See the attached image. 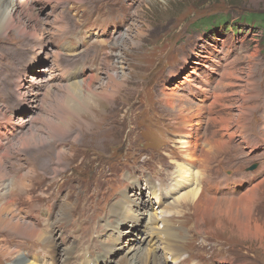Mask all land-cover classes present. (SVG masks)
<instances>
[{
  "label": "rangeland",
  "instance_id": "1",
  "mask_svg": "<svg viewBox=\"0 0 264 264\" xmlns=\"http://www.w3.org/2000/svg\"><path fill=\"white\" fill-rule=\"evenodd\" d=\"M9 1L17 2L21 7L16 19L11 21V27L0 30V128L4 129V125L11 128L8 123L2 121L5 115L6 120L11 122L12 119L14 125H18V130L15 131L11 146L7 145L8 152L4 145L5 149L0 153V170L5 172L10 185L18 178H21L22 182L26 180L25 188L9 190L8 202L14 207L12 209L29 223L31 218L41 221L37 214L34 215V210L40 208L42 213L39 215L45 218L43 223L50 222L44 224L45 226L38 223L41 227L38 229H44L51 240H45L42 253H36L34 248L38 249L37 245H41V241L22 237L0 224L2 248H17L34 264L50 262V259L44 257L45 250L54 256L56 264H95L94 259L100 264L102 260L97 256H110L107 248L112 249L114 255L107 260L103 258L105 264L107 261L109 264H117L122 258L134 263L146 249L140 244L142 251L135 247L136 241L130 235L131 230L139 231L137 229L141 221L133 223L134 221L127 219L119 224L117 216L120 214L116 209H121L123 205L125 208L135 207L139 209L135 213L143 211L139 215L144 216L148 203L143 205L142 202L150 197L144 190V185L148 188L153 179L150 177L142 182L140 179L146 176V171L152 172V168L147 165L144 167L145 163L152 159L151 156L161 157L165 154L169 158L163 161H168V164H159L153 170L158 176L167 175L174 179L169 183V194L167 195V192L165 195L167 199L171 195L168 200L176 199L183 187H188L187 184L179 186V179H175L179 166H189L181 152L183 148L178 142V135L182 130L181 116H190L192 112H189L193 108H203L201 115L204 123L199 130L200 150L208 148V142L212 140L224 141L223 149H212L208 152L207 168L199 177L198 187L202 186L201 191L206 196L211 193L216 195L223 208H226L233 198L244 200L243 194L232 197L233 193L229 194L225 189L213 193L211 187H207V182L213 177L221 176L215 174L219 170L224 177L229 175L231 167L239 171L242 158L246 156V162L252 161L262 150L261 148L248 153L249 149L252 151L264 141V27L257 23L253 25L244 17L251 13L264 16V0H130L131 4L127 1L116 5L119 7L118 15L128 13V27L121 22L103 25L104 19L91 18L88 10L79 11L77 15L71 11L70 5L58 0ZM128 4L130 6L127 8ZM27 15L32 23L27 21ZM36 15L37 20L42 21H37ZM225 19L227 22L223 23ZM213 22L220 26L214 28ZM123 27L127 30L122 32L125 31V35L130 36L122 41L123 33L116 31ZM129 28L132 31L129 32ZM64 30L71 32L66 33ZM80 31L82 32L78 33ZM95 32L101 35V40H109L115 50L118 48L117 53L113 56L110 53L109 63L100 60L96 66L86 61L76 64L73 55L76 40L72 37H83L91 33V37H94ZM108 71L117 73L118 80L124 84L117 89L113 101L109 103L99 100L98 105L91 107L88 114L74 119L72 130H68L70 135L68 133L58 138L52 137L48 121L57 119L53 112L57 110L58 102L59 105L62 102L56 96L64 95L65 87L75 80L89 79V76L94 74L100 77L93 82L94 86H97L95 90H102L99 82ZM206 84L210 88L208 95L201 94L202 91L197 88L192 90V86ZM174 87L178 88V97L172 108L165 103L164 94ZM35 89L39 93L38 103L37 107H31L27 98L31 93L29 90ZM259 90V101L255 104ZM193 91H196L198 96L193 95ZM238 98L246 100L247 113L237 114ZM188 100L194 106L190 105L188 108L187 105L184 108L183 105L187 104ZM178 107L182 108L179 110ZM62 113V110H59L56 114ZM20 117L26 119L25 126L16 123L15 120ZM30 118V122L27 121ZM212 118H215L216 122ZM31 131L36 135L35 142H30V145L24 147L20 135L23 132L27 135ZM41 138L48 140L41 141ZM234 138L238 143L234 142ZM5 141L6 139H3V142ZM243 145L249 149L243 150ZM60 150L64 153H60ZM4 153L6 154L3 155ZM132 159L135 161L132 162ZM136 161L140 163L139 166ZM121 165H127V168L119 169L118 166ZM192 168L195 169L194 172L199 171L200 163L197 162ZM127 171L132 174L129 175ZM109 172L110 175H106ZM22 173L28 180L23 179ZM157 175L155 176L158 178ZM259 180L256 190L264 196V178ZM224 184L226 190L233 186L230 179H225ZM155 185L158 186L159 181L155 182ZM251 193L252 191L247 193L248 196H244L247 202L251 201L249 224L253 229H256L257 224L261 226L260 236L243 235L237 225L230 223L231 218L227 213L214 212L215 216L211 219L199 220L193 231L190 230L191 224L184 228L174 226V232H178L181 238L186 232L190 233V240L184 241L182 248L200 249L208 235L212 246L211 264H264V220L257 217L254 211V198ZM22 198L34 206H23L20 204ZM47 198H52L51 203L46 201ZM127 198H130L131 204L126 202ZM45 202L46 211H43ZM91 203L92 212L96 215L89 219L87 214L90 221L86 223L87 217L83 215L89 211ZM0 204H4L2 197ZM64 206L68 208L62 209ZM163 208L161 210H166L167 213L172 210ZM179 208H182V212L190 213L194 221L200 217L197 207H193L191 203H183ZM258 209L264 217V202L258 205ZM28 211L32 213L29 215ZM150 211L156 213L155 209ZM234 211L237 209L234 208ZM234 211L233 218L236 217ZM154 217L159 218L160 213H156ZM160 219L156 227L164 225ZM220 222L223 223L222 226H218ZM128 229L130 231H126ZM196 233L203 239L193 236ZM221 242L229 247H220ZM76 245L78 250H75ZM65 248L69 251L68 260L62 256ZM74 251L75 254L79 252L83 256L79 255L73 259ZM91 254L97 256L92 257ZM157 254L162 259L163 254ZM245 258L248 262L244 261ZM16 259L14 255L9 257L0 252V264H15Z\"/></svg>",
  "mask_w": 264,
  "mask_h": 264
},
{
  "label": "bare ground",
  "instance_id": "2",
  "mask_svg": "<svg viewBox=\"0 0 264 264\" xmlns=\"http://www.w3.org/2000/svg\"><path fill=\"white\" fill-rule=\"evenodd\" d=\"M106 1L111 2L113 0H89V3L91 4V6L89 7V10H90L91 15L92 16H95L97 18H100V17H104L105 16L106 18H108L110 20H113V17L110 16V15H108L105 12V10H104V5H105V2ZM20 7L21 6L19 4H17V2L15 3V2L9 1V0H0V30L1 29H4L6 27H11V25H12L11 21L16 19ZM26 9H28V8H26ZM31 14H32V12H31ZM33 18H34V16H33ZM29 20H30V16L27 15V21H29ZM36 20H37V15H36ZM37 21H42V20H37ZM29 22L32 23L31 20ZM130 31H132V30L129 28V32ZM125 33L126 32H124L123 35H121L122 41L124 39L126 40L130 36V35H125ZM119 38H120V36H119ZM116 39H118V38H115V40ZM106 44L107 45L109 44V42L106 41V40L97 39L94 42V46L96 48H100V49H103L104 47H106L105 46ZM116 44L118 45V43H116ZM103 77L104 78H101L100 79V82H99V87H101L102 90L101 89L95 90L97 86L95 87L93 82H94V80L95 81L97 79L99 80L100 77H98L97 74H94L92 76H89V79H82V80H78V81L75 80L74 82L70 83L69 85H67L65 87V94L64 95L56 96L57 98H60L62 100V102L60 103V105H59V102H58V104H57L58 105V108L56 107L57 110L55 109L56 111L53 112L57 116V119L54 120L51 117L52 119L50 120L48 118L50 120V121H48L49 122V128L48 129L50 130V133H51V136L52 137L58 138V136L60 137L62 135L63 136L64 135H67L69 133L68 130H72V123H73L74 119L77 118V117H81V115H83L85 113L88 114L90 112V110L92 109L91 107L94 108V107H96L98 105V101L99 100L108 101L109 103H111L113 101V99L116 97L115 95H116L117 89L123 87L124 84L120 80H118V74L117 73H114V72L110 73L108 71V72L105 73V76H103ZM103 79H104V81H103ZM188 81H190V80H188ZM54 86L56 87V85H54ZM192 87H193L192 90H194L196 88L199 89V90H201L202 91L201 94H205L206 93L208 95V93L210 92L209 91V89H210L209 88V85H207V84L205 86L195 85V87L194 86H192ZM172 89L173 90H170L168 93L165 92V94L164 93L163 94H164V101H165V103L167 105L171 106L172 108H174L176 97H178V94H177L178 88L174 87ZM36 90L37 89H35V90H29L31 93L29 94V97L27 98V100L30 102V104L32 106H34V107H37V99L36 98L39 95V93L36 92ZM100 90H101V92L99 93ZM188 91H189V89H188ZM191 93H193V95L198 96L197 95L198 93H196V91L195 92L193 91ZM43 94L45 95V93H43ZM39 99H41V98H39ZM44 99H46V98H44ZM61 100H59V101H61ZM44 105H45V102H44ZM44 105H43V107H44ZM187 105H189L188 108L191 107V106H194L193 104H191V101L190 100H188L187 104L183 105V107L185 108ZM180 108H182V107H180ZM180 108L178 107L179 110H180ZM193 109H195V108H193ZM193 109L189 112V113L192 112L190 116H187V115L186 116H181V121H180L181 126H180V129L182 128V130L180 131V133L178 135L179 136L178 142L181 144L180 145L181 148H183L182 151H181L180 148H179V150L182 152L183 157L185 158V160L188 161L187 164H189V166H186V165H183V164L181 166H179L180 168L177 169V171H176L177 173H176V179H175V181H177L179 179V181H178L179 186L180 185H183V184H187L188 187H183L184 189H182L180 191V195H177L175 197L176 199H173V201H169L168 202V199H169L168 198L167 201L165 202L166 207L173 209V212H171L168 215L169 217L167 216L166 218H162L165 221V224H164L163 227H159L157 229L156 226L153 225V222L151 223L152 225L151 224L149 225V227H150V229H152V233H153L152 234V238L150 240V243L155 245V243L157 241L156 249H153V250H156V251H152V249H148V248L147 249H144L143 248L144 249L143 250L144 252L135 259V262L134 263H129V260H126V259L122 258L120 261L117 262V264H165V262L168 263V260H169V258L167 257V255H170L171 256L170 259L172 261H175V264H187V260H185V259L178 260V256H177L178 253L181 252L182 250H184L185 248H182V244L184 243V240H183V238H181L177 234L178 232L177 233L174 232V230H173L174 226L175 227H183L184 228V227L190 226V224H191L190 230H192V229L195 228L196 223H199V220L200 221H203V220H206L208 218L211 219V217L215 216V215H213L214 212H216V213L225 212V214L227 213V215L229 216V218H231L229 220L230 223H232L234 225H237V227L239 228V230L242 231L244 233L243 235H245V236L252 235V236L258 237V235L259 236L261 235V232L262 231H261V226L260 225L257 224L256 225V229H253V227L250 226V224H249L250 223L249 222V219L250 218H249V215L248 214H249V211H250L249 210V204H250L249 202L250 201L247 202L246 201V198H245L246 196H248L247 195L248 192H251V191L257 189L256 187L259 185V183H256L251 188L248 187V188H246L245 191H243L242 199H244V200H241V201L240 200H236V199L234 200V198H233L232 201H229L228 202L226 208H223L222 207V205L220 204L221 202H219L217 200L216 195L214 196L211 193V194H209V196H206L201 191V189H202L201 187L202 186L198 187L197 184H198V181L200 179L199 177H201L202 171L204 172V170L207 168V162L208 161L206 159L209 158V153L208 152H211L212 149H223L224 148V141H221V140H212L211 142H208V144L210 145L208 148H205V149L200 150L199 143H200L201 136L199 134V130H200L201 125L204 123V120L202 119V115H201V112H203V108H198L196 110H193ZM59 110H62V112H63L60 115L56 114L57 111L59 112ZM182 112H183V110H182ZM186 114H188V112H186ZM251 116H253V115H251ZM3 117H4L3 120H6L5 115H3ZM32 117H33V115H32ZM220 118H222V117H220ZM239 119H240V117H239ZM8 120L9 119L6 120V123H8L10 125V127H11L12 130L9 131V129L5 128L4 129L5 130L4 132L3 131H0V139L1 138H6L8 140V142L6 143V145H9V147H10L11 146V143H12V140L15 138V131L18 130L17 129L18 128V125H16V124L14 125V121L12 119H11V122H9ZM212 120L216 122V119L215 118H212ZM27 121L30 122L29 119ZM224 121L225 120H222V122H224ZM19 123L21 125H24L25 126L27 122H26V119L25 120L23 119V120L19 121ZM225 126H226V130H228V126L227 125H225ZM47 127H48V125H47ZM28 129H30V128H28ZM25 132H23V134L20 135V140L23 143L22 145H25L24 147H26V145H28V144L30 145V142L31 143L35 142V139H36V135H35L34 131H31V133L29 132V134H27V135L25 134ZM70 134L71 133H69V135ZM72 134H73V132H72ZM8 135L10 136V138L7 137ZM48 137H50V136H48ZM231 138H232V136H231ZM28 139H29V141H26ZM46 139L47 138H41V141L42 140H45V142H46ZM227 142H229V141H227ZM1 146H3V144L0 142V147ZM41 147L43 148V146H41ZM51 147H53V146H51ZM6 150L8 152V146H7ZM36 152H34V153H36ZM39 152H41V151L39 150ZM42 152H44V151L42 150ZM0 153H2V151H0ZM60 153L63 154L64 153L63 150H60ZM5 154L6 153H4L3 155H5ZM50 154H51V152H50ZM37 155H38V153H37ZM43 155H44V153H43ZM37 157H39V156H37ZM37 157H35V159ZM58 157L60 159V156H58ZM180 158H182V157H180ZM28 160H29V158H28ZM37 160L39 161V159H37ZM41 160L43 161V158ZM2 161H3V159H2ZM197 162L200 163V168H199L200 170L194 172L195 169H193L192 167ZM178 163H180V162H178ZM1 166H3V165H1ZM16 168H18V167H16ZM49 169H50V167H49ZM4 170H5V168H4ZM5 171H7V169ZM28 171H29V168H28ZM30 171H31V169H30ZM34 173H35V171H34ZM21 175H23V173ZM7 176H9V175H7ZM22 177H23V179L25 178L24 175ZM25 179H27V178H25ZM173 180L174 179L169 178L167 175H166V177L159 175V178H158L159 185L158 186L155 185V182L154 181L152 182V184H148V189L152 190V192L150 194V197H156L157 196L156 191H157V188H158L159 189L158 191H160V194H159V197H157V199L159 200L160 198H162L164 200V197H166L165 196L166 193L168 192L167 195L169 194V190H170V187H169L170 184L169 183H172ZM28 183H30V182H28ZM26 184H27L26 183V180H23V182H22L21 178H18V179L13 180V182L10 185V183L8 182V177L6 178V176H5V172L0 170V192H1L0 197H2V199L4 200V204H2V205L0 204V224L2 225L3 228L9 230L10 232L19 234V235H21L22 237H25V238L30 237V239L32 238V239H35V240H39V241L42 242L41 245H44L45 240H51V238L45 233V230L44 229L43 230L38 229V227H40L38 225L39 222L38 221H34L33 219H31V222L29 223L26 219H22L21 216H20V214L18 212L16 213L15 210L12 209L14 207H12V204L10 206V204L8 202L9 199H7L8 198L9 190H11V189H18V188H25ZM221 184H222L221 183V176H216V177L211 178V180H209L207 182V187L208 188L211 187L210 189H212V191H214V190L215 191H219L220 189H222ZM138 186H139V183H138ZM91 196L92 195H90V197H89L90 201L92 199ZM9 198H11V197H9ZM244 201H246L247 204L244 203ZM126 202L127 203H130V204L132 203V201L130 200V198H127V201ZM183 203H186V204L187 203H191L193 207L196 206L197 207V210H198V215H200L201 218L198 217L194 221L193 218H192V215L190 213L182 212V208H179V206L182 207L183 206ZM142 204L143 205H147V200L144 199L143 202H142ZM13 205H15V204H13ZM203 206H204V208H203ZM67 208H68V206L67 207L64 206L62 209H67ZM234 208H236L237 211H234ZM38 210H40V208ZM92 210L93 209H92V203H91L89 205V211H87L86 213H84L83 216L87 217L86 215L89 214V219H93V217H94V215H96V213L95 212L93 213ZM136 210H139V209L138 208L136 209L135 207H130V206H128L127 208H125L124 205L121 207V209L120 208H117L116 209V212L118 214H120V215L117 216V221L119 222V224L120 223H123V221L124 220H127V219H129L130 221H134L133 223H137V222L141 221V218H142L141 216L142 215H139V214H142L141 212H143V211H139V213L136 214L135 213ZM233 211L235 212L234 214L236 215V217L234 216V218L232 217ZM155 214H152V220H154V221H155V217H154ZM78 215H80V214H78ZM79 217H77L76 220H78ZM89 219L87 217V220L88 221L86 223H89V221H90ZM128 221H126V222H128ZM49 222L50 221H44L43 225L44 224H49ZM222 224L223 223L220 222L218 224V226L219 225L222 226ZM160 228H162V231H158ZM46 230H47V228H46ZM95 231L97 233H100L98 230H95ZM126 231H130V229H128ZM135 234H136V230H131V234L130 235L133 236ZM158 235H161V236L157 237L156 238V241H155V237L158 236ZM193 236H195V237H201V239H203V237L200 236L199 233H196ZM37 246L39 247L40 244L37 245ZM135 247H139V245H136ZM187 247H188V243H187ZM139 249L142 251V248L139 247ZM194 250H196V249H194ZM0 252H2L3 254H5V255H7L9 257L14 255V258L15 259L17 258L16 259L17 261H15V264H34L32 262H29V260H27L24 257L23 252L18 251L17 248L16 249L15 248H9V247L8 248H2L0 246ZM112 252H113L112 249L107 248V253H109L110 256L109 255H107V256L104 255L103 258L105 260L111 258L112 255H114V253H112ZM157 252H161L163 254L162 259L159 258ZM75 253H76V251H74V255L72 256L73 259L78 258L79 255H82L83 256V254H79V252L77 254H75ZM91 256L94 257V256H97V255L91 254ZM72 257H71V259H72ZM97 257L100 258L102 261L104 260L100 256H97ZM92 261H93V259H92ZM93 262L95 264H99V262H97V259H94ZM49 264H51V263H49ZM107 264H109V261H107Z\"/></svg>",
  "mask_w": 264,
  "mask_h": 264
},
{
  "label": "built area",
  "instance_id": "3",
  "mask_svg": "<svg viewBox=\"0 0 264 264\" xmlns=\"http://www.w3.org/2000/svg\"><path fill=\"white\" fill-rule=\"evenodd\" d=\"M262 90V89H261ZM261 90H259L258 91V96H257V99L254 101V102H256L257 104H258V101H259V92L261 91ZM37 99V98H36ZM37 103H38V100H37ZM237 103H238V105H237V108H238V110H237V114H242V113H247V102H246V100L245 99H243V98H238V100H237ZM237 114H235V115H237ZM235 126H236V123H235ZM235 130V129H234ZM234 130H232V131H234ZM1 142V141H0ZM0 149H1V151L2 150H4V148H3V146H1L0 147Z\"/></svg>",
  "mask_w": 264,
  "mask_h": 264
},
{
  "label": "trees",
  "instance_id": "4",
  "mask_svg": "<svg viewBox=\"0 0 264 264\" xmlns=\"http://www.w3.org/2000/svg\"><path fill=\"white\" fill-rule=\"evenodd\" d=\"M251 16H253V17H260L261 19H263L264 20V16L262 15V14H258V15H255V14H253V13H251Z\"/></svg>",
  "mask_w": 264,
  "mask_h": 264
}]
</instances>
